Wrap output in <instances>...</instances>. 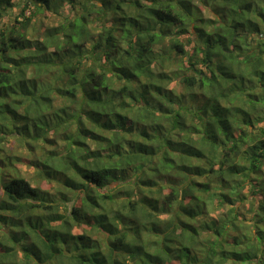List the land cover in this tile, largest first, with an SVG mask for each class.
<instances>
[{
  "label": "trees",
  "instance_id": "1",
  "mask_svg": "<svg viewBox=\"0 0 264 264\" xmlns=\"http://www.w3.org/2000/svg\"><path fill=\"white\" fill-rule=\"evenodd\" d=\"M21 4L0 25V264L264 251V0ZM29 5L58 24L31 34Z\"/></svg>",
  "mask_w": 264,
  "mask_h": 264
},
{
  "label": "rangeland",
  "instance_id": "2",
  "mask_svg": "<svg viewBox=\"0 0 264 264\" xmlns=\"http://www.w3.org/2000/svg\"><path fill=\"white\" fill-rule=\"evenodd\" d=\"M22 0H12V6L9 7L6 12L3 14V16L0 17V25H2L4 22L6 23H10L14 20L15 17H19V12H20V6ZM32 13H34L30 19V23L29 26L31 27L30 31L31 34L33 35H38L40 34L45 27L47 26H51V25H56L59 22V17L56 14L51 13L49 10L46 11H41L38 13H35V9L33 8L32 5H29L28 8H26L25 10V15H30ZM16 142H14V140H11L8 145L10 147H15ZM20 168V172L23 176H25L33 185H36L38 183V179L35 177L34 175V171L33 169L30 167H28L27 165L23 164V165H19ZM264 170V167H263ZM264 176V175H263ZM264 178V177H263ZM43 187L46 189H50L49 185L44 184ZM251 202V201H250ZM236 201H234L235 204ZM232 204H229V202H227L226 204H224L222 207L219 208H215L214 206L212 207V209L209 211V214L211 216H218V215H225V212H227V209H229L231 207ZM239 212L240 214L237 216V222L235 223L236 225L239 224V226L242 228V231L244 230L246 235H250V237L252 238V242H255V236L254 234L256 233L255 228L252 224V217H253V213H254V205H252L249 202H246L240 206L239 208ZM77 231V230H76ZM230 233H234L233 230L230 231ZM257 239V238H256ZM261 239H257V242L260 244V246H263L264 243H262L260 241ZM256 245V243H255ZM257 247V245H256ZM228 248H231V245L228 244ZM240 264H245V262H238ZM235 263L233 260H229V259H225V264H238ZM246 264H264V251L257 250V255L249 258L248 263Z\"/></svg>",
  "mask_w": 264,
  "mask_h": 264
}]
</instances>
